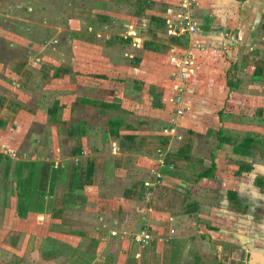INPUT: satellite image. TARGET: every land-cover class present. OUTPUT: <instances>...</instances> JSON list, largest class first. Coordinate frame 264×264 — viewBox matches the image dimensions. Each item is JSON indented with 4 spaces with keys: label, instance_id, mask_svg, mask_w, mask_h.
<instances>
[{
    "label": "crops",
    "instance_id": "0c3cea01",
    "mask_svg": "<svg viewBox=\"0 0 264 264\" xmlns=\"http://www.w3.org/2000/svg\"><path fill=\"white\" fill-rule=\"evenodd\" d=\"M161 1L162 12L153 18L161 22L165 33L167 21L175 24L182 7L181 0ZM206 1L214 9L204 8L208 11L204 26L194 19L193 34L167 37L211 43L208 47L197 44L199 53L208 58L195 64L191 74L201 72L211 78L215 94L204 95L206 79L201 75L185 84L183 126L162 129L166 132L158 135V146L149 144L151 132L142 135V131L130 130L133 128L123 124L122 117L118 136L111 137L107 121L116 116L109 114L115 109L102 112L89 103L118 107L123 97L134 95L141 82L127 73H138L137 61H130V68L118 64L119 78L110 79L115 87L104 90L116 94L120 101L77 94V100L83 102L80 106L68 107L60 116L56 111L52 122L46 120L44 126L36 127V121L34 126L30 124L37 115L50 119L48 108L54 102L46 100L55 90L63 93L62 80L73 90L99 91L103 88L100 80L109 79L108 75L95 74L79 86L75 46L68 48L67 42L57 40L36 46L39 63L24 59L34 50L22 60L12 57L11 68L17 76L13 89H24L33 97L0 96V264H264V0H234L240 9L233 12L228 8L230 12L224 14L218 6L225 0H193V4L200 6ZM124 2L131 1L91 3L88 34L98 36L93 24L113 21ZM225 17L229 24L215 25ZM122 25L125 30L132 28ZM68 31V42L78 40L76 32L71 36ZM141 37L138 33L130 43L138 48L136 42ZM238 38L244 44L237 49ZM157 88L151 99L163 101L166 93ZM52 101L62 104L59 97ZM136 101L141 102L139 98ZM91 115L99 120L107 117L106 124L92 123ZM58 118L67 119L64 130ZM102 132L109 143L93 144ZM51 134L72 142L64 146L65 158L61 157V144L54 142ZM155 148L159 158L150 165L152 159L140 153ZM19 162L35 163L33 193L25 217L17 213L16 184L28 169L19 166L16 173ZM127 163L138 164L135 171L139 173L145 167L146 176L128 177ZM210 168L209 175L200 176ZM52 175L56 179L50 192ZM110 178L109 183L117 182L119 191L109 190ZM100 190L102 194L91 208L90 192L97 195ZM36 191L45 194L37 210Z\"/></svg>",
    "mask_w": 264,
    "mask_h": 264
},
{
    "label": "rangeland",
    "instance_id": "374dc122",
    "mask_svg": "<svg viewBox=\"0 0 264 264\" xmlns=\"http://www.w3.org/2000/svg\"><path fill=\"white\" fill-rule=\"evenodd\" d=\"M130 1L131 2H124L125 6L119 7V13L113 16V21H107L106 23L102 20L93 24L95 30L100 32L98 36H96L94 32V34H88L90 31L87 29L86 25L89 23L87 19L90 18L91 3H96L98 0H0V96H19L22 99H32L33 96L24 89H13L17 76L11 68L14 63L11 59L15 56L19 58V60H22V57L34 50L42 41L45 45L54 44L57 40L59 43L67 42V44H69L68 48H73L75 46L74 48L77 53L74 57L76 71H78L77 77L79 78V86L85 83L87 84V80L98 73H106L109 78L100 80L102 81L101 85H103L101 90L96 91L93 88H84L87 92L82 88L73 90L74 88L69 87V82L66 79L62 80L60 88L63 93L56 92L55 90L54 94L49 95L47 97L48 100H46L50 104L51 102L53 103L54 101L52 100L57 97L61 99L62 104L60 105L57 103V111H60V113H58L59 116L66 108H74L81 105L82 101L77 100V94L120 101L121 99L116 97V94L109 95L105 93L104 90H108L107 87L112 89L115 87L110 79L115 80L119 78L118 75L121 73L116 70L118 64L124 65V68L125 65L130 68L128 66L130 65L129 62L131 61L132 64H134V62L137 61L139 68L138 73H134V71L130 72L129 70L127 74L133 73V76H137L141 85L138 86L136 89L137 92H135L134 95H126L123 97L118 107L116 106L114 108L115 112L110 111L109 114L113 113L117 117H122L123 121H125L123 124L133 128L130 130L136 129L139 132L142 131V135L146 134L147 131L151 132L152 137L150 138L149 144L151 146H158V135L163 136L162 132H166L162 129H168L170 126L177 129L183 126V120L186 117L184 115L186 111L183 101L184 93L181 92L179 100L175 101V86L179 84L185 86L191 79H199L201 75V78L206 79L203 83L204 95L213 96L215 94L214 85L210 84L211 78H207V75L201 72L197 73V76L196 74H191L195 64L200 65L201 59L206 60L208 58L207 54L201 55L199 53L197 50L199 45L197 44L204 43L203 46L208 47L211 43H206L198 38H192L190 41L189 38H183L182 42L178 39L174 40L173 38H168L167 30L165 32L167 35L164 32L162 33L160 27L161 22L158 24L159 21L153 18L154 15L159 16L158 13L162 12L163 4H160L162 3L161 0H154V2L151 3L145 1L142 3L140 0L137 2ZM182 1L183 0H181V3ZM199 1L201 2V0ZM237 1L225 0L223 5L218 6V9L221 10L220 14L230 12L228 8L233 12L236 9L239 10L240 6L238 7V5H236ZM174 2H177V0ZM205 3H207V1L204 2L203 5L198 6L196 2L193 4V0H187L186 10L192 15L193 19L198 21V25L200 26L203 24L205 16L208 15V11L206 12L204 8L208 10L214 9L213 7L210 9V6ZM96 4L99 5V3ZM138 7L139 9H137ZM217 11L215 12L217 13ZM67 20H69V23L66 25ZM226 20L227 18L225 17L224 22L215 25L223 26L229 24ZM207 22L211 23L210 21ZM123 23L131 25L133 29L125 30L122 25ZM241 24L242 22L239 25L241 26ZM205 25H207V23H205ZM137 26L139 27L137 28ZM145 28L147 30L142 31V29ZM68 30H71V36L76 32L79 41L74 40V42H68ZM131 32L135 33V37L138 33L142 36L141 40L136 42V44L139 45L138 48L133 42L132 44L130 43V41H132V35H127V38L122 35L123 33L130 34ZM129 36L131 37L129 38ZM88 42L92 45L89 46ZM139 42L140 44L142 43L143 46L140 47ZM236 42L237 44L235 47L237 49L240 43L244 44L243 39L238 38ZM185 43H187V45H184ZM235 52L236 50L234 49L233 55ZM36 56L41 57L40 53L34 50L33 54L28 57L26 56L24 59L30 64L33 62L39 63L41 58L36 59ZM171 56L174 57V60H171ZM234 57L237 58L238 54ZM183 67L186 68L187 71L182 74L181 71ZM125 73V71L122 72L124 75ZM74 79L76 78L74 77ZM24 81V78L20 79L21 84H24ZM157 86L166 93L163 95L165 96L163 101H153V99H151L152 96L156 94L155 92H158ZM16 94L18 95L16 96ZM39 96L45 95L39 94ZM138 98L141 100L139 104H137L138 101H136ZM45 106H47L46 103L43 107ZM40 113L42 112L40 111ZM97 117V115L95 117L94 115L88 116L92 123L95 122L96 124V122H98V124L100 123L101 125L106 124L107 117H100L101 120ZM52 119V116L48 119L39 114L32 119L30 126H34L32 125L34 121L37 122L35 123L36 127L44 126L47 123L46 120L52 122ZM58 121V125L64 130L66 128L67 119L58 118ZM42 133L43 132H41V134ZM51 135H53L52 140H54V142H59L61 144V157L65 158L67 153L64 146H66L67 143L72 144V142L66 140L63 136ZM110 136L113 137L112 135ZM152 138L155 140V143L152 142ZM162 139L163 138H161V140ZM103 143L108 144L109 137L102 132L97 135V139L93 141V144L103 145ZM158 153L157 148H155L153 150L150 149L149 151L141 152L140 155L143 157L147 155L150 160L152 159L150 165H154L155 161L159 158L158 155H156ZM134 159L137 161L138 156L134 157ZM139 164L141 163L139 162ZM137 165L127 163L125 172L128 177H134L138 174L146 176L145 167L140 170V173L135 171ZM151 167L152 166H149V169ZM129 170L130 172L128 174ZM108 180L109 190L119 191L117 182L112 181V183H109L112 178ZM90 194V205H88L94 208L97 204L98 197H100L98 195H101L102 191L100 190L97 195L95 191H91Z\"/></svg>",
    "mask_w": 264,
    "mask_h": 264
},
{
    "label": "trees",
    "instance_id": "16d2710c",
    "mask_svg": "<svg viewBox=\"0 0 264 264\" xmlns=\"http://www.w3.org/2000/svg\"><path fill=\"white\" fill-rule=\"evenodd\" d=\"M57 103H58L57 101H54L52 106L48 108V113L50 114V116H52L57 111ZM89 103L93 106L99 107L102 110V112L105 109H114L116 107L115 104L107 103V102L90 101ZM107 122L109 125L110 134L113 136H118V127L123 123L122 120L119 117L115 116V117L109 118ZM34 165L35 163L19 162L17 163L15 167L16 173H17V169L19 168V166H22V168L24 167L28 169L27 174L25 176H22V178L18 180L16 184V187L19 189L17 213L21 217H25L26 210L28 209L29 204L31 202V197H32L31 195L33 193V187H34L33 179L35 178ZM210 171H211V168L206 170L202 174H200V176H203V175L207 176L209 175ZM55 179H56L55 176L52 175V179L50 183V192L53 189ZM35 194H36V199L34 201V204H35L36 209L35 208L34 209L37 210V208L40 209L39 207L40 201L44 197L45 194L44 192H40V191H36Z\"/></svg>",
    "mask_w": 264,
    "mask_h": 264
},
{
    "label": "built area",
    "instance_id": "2783aa9c",
    "mask_svg": "<svg viewBox=\"0 0 264 264\" xmlns=\"http://www.w3.org/2000/svg\"><path fill=\"white\" fill-rule=\"evenodd\" d=\"M181 11L178 14V20L175 24H171L169 21L168 22V26H167V33L170 36H183V35H189V34H193L196 31V22L194 21V19L192 18V15L188 12V10H186L187 8V0H183L181 3ZM134 32H131L130 34L127 35H132L134 36ZM191 70V69H190ZM185 71H187L186 68H182L181 73H185ZM184 86H182L181 84L175 86V90H176V97H175V101L179 100L180 94L181 92L184 91ZM112 234H114V232H112Z\"/></svg>",
    "mask_w": 264,
    "mask_h": 264
}]
</instances>
